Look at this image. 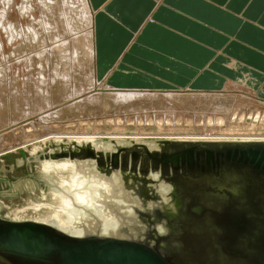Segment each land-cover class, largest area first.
<instances>
[{
  "label": "water",
  "instance_id": "95a60500",
  "mask_svg": "<svg viewBox=\"0 0 264 264\" xmlns=\"http://www.w3.org/2000/svg\"><path fill=\"white\" fill-rule=\"evenodd\" d=\"M35 163L69 171L49 186L73 229L0 211V264H264V140H49L0 178L43 190Z\"/></svg>",
  "mask_w": 264,
  "mask_h": 264
},
{
  "label": "bare ground",
  "instance_id": "6f19581e",
  "mask_svg": "<svg viewBox=\"0 0 264 264\" xmlns=\"http://www.w3.org/2000/svg\"><path fill=\"white\" fill-rule=\"evenodd\" d=\"M56 7H60L57 19L55 18ZM0 8V28L5 31L9 30L8 36L10 38L13 34H17L19 37L22 36L21 28L23 25H20L19 22L22 17L27 18L30 16L34 23L39 15L36 23L42 29L40 42L42 41L45 44L50 42L48 45L42 44L41 47L39 46V50L36 48L32 54L23 56V58L20 57L21 60L17 63L18 66L24 64L23 66L25 67L22 72L26 76L21 75L19 77L22 78L21 81L15 84L12 83L14 79L12 74H16L20 70L15 68L14 72H12L11 64H8L7 59H10L13 52H8L5 49L3 41H1L3 39L0 38V128L10 126L9 135L5 132L0 133V148L9 140L8 138L17 141L19 148H26L28 145L40 144L49 140L93 141L99 139L100 136L95 134L69 135L52 130L54 123L63 118L66 111L73 113V115H83L85 119L91 120L90 116H87L89 109L94 111L92 112L96 116L93 118L94 121L100 118L99 114L105 113V111L108 112L105 114V116L108 115L107 117H113L119 113L118 111H122L120 118L123 120V126L130 124L135 129L140 130L153 125L166 131L167 128L176 129L180 124L183 125L182 129H187L186 126H194L199 130H206V133L197 137L179 135L163 137L167 139L264 140L263 135L230 136L210 133L220 129L227 132L233 128L238 130L241 127L251 128L250 125L246 124L245 120L254 119L256 122L264 120L263 102L257 103L253 100L254 98L245 103L240 101L237 98L238 96L221 95V90L213 91L212 96H209L207 95L209 92L194 93V91H191L187 93L177 90L175 91L177 93H172V91L125 90L115 89L106 85L105 90L110 92L108 95L110 97L109 102L103 100L98 95L99 93L93 94L91 89L101 88L104 82L98 79L96 72L94 13L89 0H0ZM9 12L16 17L15 21L20 19L17 26L6 21V16ZM32 12L38 15L36 14L37 16L34 17L35 13L32 15ZM31 23H27V26L25 25L26 31L29 33L28 39H39L40 35L38 36L36 28L33 27L35 24ZM37 26L35 25V27ZM16 37H13V39ZM5 42H7V39ZM34 42L36 43V41ZM9 43L11 44L12 40ZM35 43L34 45H36ZM6 48L9 49L8 46ZM87 67L88 71L86 70ZM28 82H30L31 87L28 86ZM54 84L61 86V91L60 93L57 92L56 96L53 95ZM230 85H238V83H230ZM161 93L163 94L161 95ZM68 99H71L72 103H69L66 108L64 107V110L55 106L61 100ZM207 100H210L208 108L204 110L200 108L202 109L201 111H197V107L196 111L193 112L176 109L177 105H182L184 109H187L188 106L194 107V104L199 101L204 103ZM196 106L198 105L196 104ZM125 110H128V112ZM6 112L10 118L3 115ZM97 124H99L98 121L95 125ZM123 126H119L115 120L114 128L121 129L124 128ZM253 128L264 130V125H257ZM151 136L144 137L143 134H137L129 135L128 137L112 135L108 137L110 139L161 137H156L157 134ZM9 150L13 151L15 149L9 148L7 151L10 152ZM1 153L3 151H0V156L2 155ZM58 167L65 168L66 166L60 165ZM83 185L82 183H77L76 187L80 189ZM57 196L63 202V206H61V210H63L65 206H68V202L59 193ZM74 197L80 203L86 202L83 194H76ZM54 217L57 219L54 222L57 227L64 230L73 229L66 218L62 219L60 217V212H57ZM43 221L49 222L50 217L44 218Z\"/></svg>",
  "mask_w": 264,
  "mask_h": 264
},
{
  "label": "crops",
  "instance_id": "0c3cea01",
  "mask_svg": "<svg viewBox=\"0 0 264 264\" xmlns=\"http://www.w3.org/2000/svg\"><path fill=\"white\" fill-rule=\"evenodd\" d=\"M89 3L104 85L213 92L238 83L264 102V0Z\"/></svg>",
  "mask_w": 264,
  "mask_h": 264
},
{
  "label": "rangeland",
  "instance_id": "374dc122",
  "mask_svg": "<svg viewBox=\"0 0 264 264\" xmlns=\"http://www.w3.org/2000/svg\"><path fill=\"white\" fill-rule=\"evenodd\" d=\"M58 9H60V7L55 8V14H56L55 18L56 19L58 17V13H59ZM0 11H1V8H0ZM34 13L32 12L31 14L33 15ZM10 14H11V12H9L8 15L6 16V21L9 22V24L13 23L12 25L17 26L19 24L18 20H20V19L15 21L16 17L13 15V13L11 15ZM36 14L37 13L34 14V17L38 15V14L37 15ZM38 17H39V15L36 17V19H35L36 21L34 23H33V20L30 16H28L27 18L25 17L26 19L24 17L21 18V20L19 21L20 25H23V27L21 26L22 27L21 28V34H22L21 37H19L17 34H16L17 35V37H16V35L13 34V36L10 38V36H8L9 30L5 31V30L0 28V32H1L0 38L3 39V40H1V39L0 40L3 41L5 49H7L8 52L9 51L13 52V55L10 57V59H7L8 64H11L12 72H14L15 68H18L20 70V71H18V73L12 74V76L14 77L12 83L18 84L22 79L19 77L21 75L26 76L22 72V70L25 67V66H23L24 64L18 66V63H17L18 61L21 60L20 57L23 58V56H26L28 54H32V52L35 51L36 48H37V50H39V48L42 46V44H45V43H42V41L40 42L41 36H42V34H41L42 29L39 26H37L36 22H37ZM28 18H29V20H28ZM9 19H11V20H9ZM30 19L32 20V23H31ZM12 21H14V22H12ZM22 23H25V24H22ZM27 23H29V24L31 23L33 25L35 24L37 26V27H35V25H34L33 27L36 28V32L38 33V36L40 35V38L37 37L39 39L32 40L31 38H29L31 41L28 39L29 33H28V31H26V26L28 25ZM9 33H10V31H9ZM5 35H7V36H5ZM5 37H7V38H5ZM13 37H16L17 40H16V38L13 39ZM24 38L28 39V40H25ZM6 39H7V42H5ZM11 40H12V43L11 44L9 43L10 44L9 45L8 42H11ZM38 40H39V42H38ZM34 41H36V43ZM31 42H34L36 45H34V43H31ZM21 43H22V45H21ZM24 43H25V45H24ZM48 43H50V42H48ZM48 43H46V44L48 45ZM37 44H39V45H37ZM6 46H8L9 49L6 48ZM20 46L23 47L24 49L21 48ZM1 62H3V61H1ZM86 70L88 71V67L86 68ZM54 85L55 86H53V92H54L53 95L56 96L58 93H60L61 86L57 85V84H54ZM28 86L31 87L30 82H28ZM97 89L96 88L91 89L92 93L93 94L99 93L98 95H100V97L103 100H106L109 102L110 97L108 95L110 92L105 90L106 89L105 85H102L101 88H99L98 90ZM220 90H221V93H220L221 95H224V96L225 95H231V96H235V97L238 96L237 98L240 101H244L245 103L248 101H251L253 98H254L253 100L256 101L257 103H262V102H260V100L256 99L255 96L248 89L243 87L241 84H238V85H230L229 84V85L222 87ZM179 91L180 92H187V93L191 92L190 90H187V91L186 90H179ZM222 92H224V93H222ZM237 92H239V93H237ZM172 93H177V92L172 91ZM194 93H196V92H194ZM162 94L163 93H161V95ZM181 94H184V93H181ZM204 94H207V93H204ZM207 95L212 96V92H209ZM69 103L70 104L72 103L71 99L63 100V101L61 100L55 106H57L58 108H62L64 110L66 108V106L69 105ZM196 104L198 106H196ZM196 104H194L195 105L194 107L193 106H188V108L186 107L187 109H184V107H182V105H177L176 109L177 110H187V111L189 110L188 112H193V111H196L195 109L198 108L197 111H201L202 109L204 110V109L208 108V105L210 104V100H207V102H204V103H201L199 101ZM262 105L264 106V102L262 103ZM201 106H203V107H201ZM189 107H191V108H189ZM200 108H202V109H200ZM125 111L128 112V110H125ZM92 112H94V111L92 109H89L88 114H87V116L88 117L90 116V118H91V120H89V119H85L83 115H76V114L73 115V113L66 111L63 118H61L60 120H57V122L54 123V127L52 128V130L59 131L61 134H69V135L70 134H95V135L100 136V138L97 140L101 143L107 142L110 139L108 137L109 135L127 136L128 137L129 135L143 134L144 137H147V136L157 134L156 137L161 136L160 138L164 139L163 137H165V136H178L179 135V136H195V137H197V136L202 135L203 133H206V130H199L197 127H194V126H186L187 129H182L183 128L182 124H180L178 127H176L177 130L175 128H173V129L167 128V130L165 131V130H161L159 128H156L153 125H149V126H147L146 129L142 128L141 129L142 131H141L140 129H137V128L135 129V127L133 125H130V124L123 126V124H124L123 120H121V118H120V113H122V111H118L119 113L117 115H115L116 117L115 116L107 117L108 115L105 116V114L108 113L107 111H105V113L99 114L100 118L96 119V121H94V119H93L96 116ZM3 115L10 118V116L7 112L3 113ZM115 120L118 122L119 126H123L124 128H121V129L114 128ZM88 121H90V122H88ZM97 121L99 124L95 125ZM245 122L247 125H250L251 128L250 127H247V128L241 127L240 130H238L237 128H233V129L228 130L227 132L220 129V130L212 131L210 133L213 135H230V136H259V135L264 136V130L263 129L259 130L257 128L256 129L253 128L257 125H259V126L264 125V120L256 122L254 119L253 120L251 119V120H245ZM180 127H181V129H180ZM9 129H10V126H3L0 128V133L5 132V133H7V135H9L8 134ZM8 139L9 140L7 142H5L6 144L4 143L0 148V151L1 152L3 151V153H4V154L1 153L2 155L0 156V159H2L3 162H5V163H13V159L15 157H25L27 155V152H30V149L33 146L37 145V144H33V145H28L26 148L25 147L19 148L18 147L19 143L17 141L12 140L10 138H8ZM121 139H128V138H121ZM146 139L147 140L155 139V137L154 138L148 137ZM9 148H14L15 150H13V151L9 150L10 152H8L7 150ZM5 152H7V153H5ZM41 172H42V169H41L40 164L35 163L32 165L29 173L31 176L33 175L34 177L45 180L47 182V184H44L43 190L36 189L35 183H37V182L34 179L28 177V173L26 172V170L24 168L16 170L14 173L7 175L6 178H0V204H1V210L0 211H1V215H3L6 218L17 219V220H21V219L41 220V219H44V218H47L50 216H54V215H56L57 212H60V217L65 218V211L61 210V200L57 196L58 195L57 192H53L52 187H50L49 184L51 183V184L60 186L62 184L67 183L69 171H67V170H49V171H46L45 173H41Z\"/></svg>",
  "mask_w": 264,
  "mask_h": 264
}]
</instances>
